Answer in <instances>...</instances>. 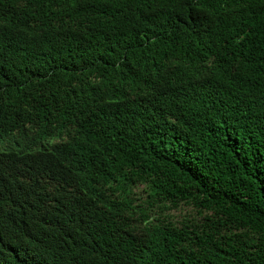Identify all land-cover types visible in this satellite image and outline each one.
Masks as SVG:
<instances>
[{
  "label": "trees",
  "instance_id": "1",
  "mask_svg": "<svg viewBox=\"0 0 264 264\" xmlns=\"http://www.w3.org/2000/svg\"><path fill=\"white\" fill-rule=\"evenodd\" d=\"M18 1L0 0V26L8 20L4 11ZM22 1L26 5V0ZM83 1L34 0L32 9L25 14L47 22L56 13L64 15L70 6ZM100 1L94 0L91 6L97 3L99 9L111 7L112 11L121 12V3H127L145 12L152 0ZM173 11L178 20L182 16L195 20L194 24L206 32L215 33L212 30L220 28L228 33L229 38L212 41L216 46L229 41L220 51L236 57L235 63L242 67L247 82L241 90L228 95L224 112L213 90L198 84L200 70L189 71L194 53L184 48L190 49L189 40L196 38L197 28L183 32L177 45L176 41L172 46L164 43L155 47L157 39L148 44L149 50L155 47L153 56L157 60L151 70L156 84L148 93L140 91L125 100L107 96L100 101L92 93L81 99L90 104L96 102L91 107L100 113H91L94 108L87 106L80 107V114L90 119L88 126L98 133L100 145H107L112 129L124 130L123 152L131 163V174L148 182L143 191L145 204L137 203L135 198L123 211L133 213L134 202L150 211L155 207L159 210L161 220L154 229L163 234L159 245L162 249L165 245L169 254L159 255L154 241L143 233L133 239L132 247L140 250L133 260L135 264H141L144 249L156 264H264V0H177ZM87 12L84 9L80 18ZM100 15L96 16L100 21L91 20L93 25L112 23L119 16L116 13L102 20ZM82 26L89 29L88 22ZM91 34L96 33L91 29ZM84 36L92 37L88 33ZM121 37L125 43L127 35ZM13 59L41 71L42 67L53 66L51 62L37 61L33 55L14 54ZM254 70L261 75V85L253 78ZM147 96L156 97L157 114L147 107ZM232 121L238 123V128ZM28 161L0 154V264H120L113 261L119 254H110L107 260L94 249L95 242H101L100 235L78 226L74 227L79 228L80 234L59 227L63 231H57L55 236L66 248L88 252L61 247L62 254L46 259L39 250L41 235L30 231L40 227L38 218L19 210L20 196H9L12 181L23 168L29 170L23 166ZM106 161L107 165L114 164V160ZM79 180L73 182L77 195L82 193L91 201L105 196L107 207L113 209L119 204L115 187L106 195L92 186H80ZM128 195L127 190L125 196ZM187 204L194 205L199 219L181 225L164 219L166 208L181 209Z\"/></svg>",
  "mask_w": 264,
  "mask_h": 264
},
{
  "label": "clouds",
  "instance_id": "2",
  "mask_svg": "<svg viewBox=\"0 0 264 264\" xmlns=\"http://www.w3.org/2000/svg\"><path fill=\"white\" fill-rule=\"evenodd\" d=\"M33 1L26 0L25 5L19 0L17 5L10 6L4 11L8 20L0 26V154L29 159L23 165L29 170L23 168L12 181L9 196H20L19 210L38 218L40 227L30 231L41 235L39 250L46 259L62 254L61 247L66 248L55 233L65 227L66 232L80 234L74 226L100 235L101 242L97 240L94 249L106 259L110 254H119L122 258L114 257L113 261L120 264L136 263L133 260L140 250L132 247L133 239L143 233L154 241L159 255L165 257L169 254L165 252L166 246L162 249L159 245L163 234L154 229L160 219L157 207L150 211L134 202L133 213L123 211L135 198L137 203L145 204L143 191L148 183L131 174V163L123 152L124 130L112 129L107 145H100L98 133L88 126L90 119L80 114V107H91L96 102L90 104L81 98L93 93L99 101L111 96L125 100L140 91L148 93L156 84L151 71L157 61L153 49L157 44L172 46L177 41V45L183 32L198 28L196 38L189 40L190 49L184 48L194 53L189 71L200 70L203 60L210 58L213 72L198 84L213 90L224 112L228 95L241 90L247 82L242 67L235 63L236 57L220 51L229 41L217 46L212 41L229 38L228 33L220 28L212 30L215 33L206 32L201 25L194 24L195 20L184 16L178 20L173 11L177 0H152L145 12L127 3H121V12L112 11L111 7L102 10L97 3L91 6L94 0H84L70 6L64 15L56 13L47 22L25 14L32 9ZM84 9L88 12L80 18ZM116 13L118 20L112 23L95 26L91 22L98 19L97 15L104 20ZM87 22L88 30L82 26ZM144 23H150L151 27ZM84 33L92 37H85ZM121 34L127 35L125 43ZM155 39V47L149 50L148 44ZM14 54L33 55L37 61L51 62L53 66L42 67V71L30 69L13 59ZM253 78L261 85V75L256 70ZM146 105L157 114L156 97L147 96ZM91 108H94L91 113H100L98 108ZM231 124L238 128L237 122ZM107 158L114 160V164L107 165ZM76 178H80V186H92L106 195L115 187L119 204L113 209L107 207L105 196L91 201L82 193L77 195L73 188ZM66 249L88 252L74 247ZM147 252L145 249L142 252L141 264H156L154 259L150 261Z\"/></svg>",
  "mask_w": 264,
  "mask_h": 264
},
{
  "label": "rangeland",
  "instance_id": "3",
  "mask_svg": "<svg viewBox=\"0 0 264 264\" xmlns=\"http://www.w3.org/2000/svg\"><path fill=\"white\" fill-rule=\"evenodd\" d=\"M196 210L193 204H187V206H183L181 209H168L166 208V213L164 214V219L169 221L172 220L174 223L181 225L182 222L185 221H194L195 218L199 219L196 216Z\"/></svg>",
  "mask_w": 264,
  "mask_h": 264
},
{
  "label": "bare ground",
  "instance_id": "4",
  "mask_svg": "<svg viewBox=\"0 0 264 264\" xmlns=\"http://www.w3.org/2000/svg\"><path fill=\"white\" fill-rule=\"evenodd\" d=\"M204 63H203V66L200 68V71H199V75H201V78H200V81L203 82L202 79L206 78V77H209V75L212 74L213 72V69H210V66H211V63H210V58L207 57L205 60H203ZM1 137V136H0ZM43 145V144H42ZM26 148H29L28 146H26ZM140 228V227H138Z\"/></svg>",
  "mask_w": 264,
  "mask_h": 264
}]
</instances>
